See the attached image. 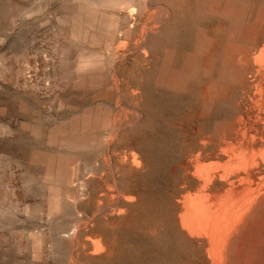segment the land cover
Masks as SVG:
<instances>
[{
    "label": "rangeland",
    "instance_id": "1",
    "mask_svg": "<svg viewBox=\"0 0 264 264\" xmlns=\"http://www.w3.org/2000/svg\"><path fill=\"white\" fill-rule=\"evenodd\" d=\"M262 57L264 0H0V264H264V197L226 239L180 218L251 175L264 195Z\"/></svg>",
    "mask_w": 264,
    "mask_h": 264
},
{
    "label": "bare ground",
    "instance_id": "2",
    "mask_svg": "<svg viewBox=\"0 0 264 264\" xmlns=\"http://www.w3.org/2000/svg\"><path fill=\"white\" fill-rule=\"evenodd\" d=\"M108 1H109V0H108ZM212 1H213V0H212ZM106 2H107V1H106ZM148 2H149V1H148ZM112 3H113V2H112ZM114 3H115V2H114ZM117 3H118V2H117ZM103 4H104V3H103ZM122 4H123V3H122ZM144 4H145V2H144ZM124 6H125V5H124ZM146 6H151V5H150V3H146ZM236 7H237V6H236ZM130 11H131V10H130ZM170 13H171V12H170ZM152 14H153V13H152ZM162 14H163V13H162ZM129 15H130V14H129ZM149 15L152 16L151 14H149ZM162 16H163V15H162ZM149 18H150V17H149ZM75 19H76V18H75ZM82 19H83V18H82ZM166 19H167V16H163V17L158 18V19L154 22V24H153V23L151 24V25H154V26L150 27L151 25H149L148 27H150V28H148V29H147V26L144 25V27L146 26V29H147L146 31H145V30H144L143 32L141 31L142 34H143V37H144V39H145L144 42H146V41L149 39L150 36L152 37V35L157 36L158 33L155 35L154 30L157 29L158 26H155V25L160 24L161 22L165 21ZM147 20H148V19H147ZM147 20H145V22H146ZM152 20H153V19H152ZM133 21H134V20H133ZM93 22H94V21H93ZM98 22H99V21H98ZM101 22H102V21H101ZM105 22H106V21H105ZM145 22H144V23H145ZM148 22H149V20H148L146 23H148ZM136 23H137V22H136ZM146 23H145V24H146ZM165 23H166V22H165ZM98 24H99V23H98ZM101 24H103V23H101ZM81 25H82V23H81ZM165 26H166V25H165ZM81 27H82V26H81ZM85 27H86V26H85ZM99 27H100V26H99ZM144 27H143V28H144ZM82 28H83V27H82ZM100 28H101V27H100ZM140 29H142V28H140ZM158 29H163V28H160V27H159ZM84 30H86V29H84ZM142 30H143V29H142ZM156 31H157V30H156ZM159 31H160V30H159ZM128 32H129V31H128ZM126 33H127V32H126ZM138 34H140V33L138 32ZM82 35H83V34H82ZM87 35H88V34H87ZM125 35H126V34H125ZM118 36H119V35H118ZM138 36H139V35H138ZM154 36H153V37H154ZM158 36H159V34H158ZM124 37H125V36H124ZM153 37H152V38H153ZM138 38H141V37H138ZM162 38H163V37H162ZM142 39H143V38H142ZM155 39H156V38H155ZM124 40H125V39H124ZM137 40H138V39H137ZM150 40H152V39H150ZM153 40H154V38H153ZM148 42H149V41H148ZM126 43H127V42H126ZM120 44L122 45V43H120ZM147 44H148L147 46H149V45H151V42H150V43H147ZM154 44H155V43H154ZM117 45H118V44H117ZM121 45H120V46H121ZM123 45H124V44H123ZM126 45H127V44H126ZM155 45H157V44H155ZM139 46H140V45H139ZM142 46H143V45H142ZM147 46H146V48H147ZM153 46H154V45H153ZM117 47H118V46H117ZM144 47H145V46H144ZM151 47H152V46H151ZM165 47H166V46H165ZM121 48H122V47H121ZM124 48H126V47H124ZM133 48H134V47H133ZM140 48H141V47H140ZM146 48H145V49H146ZM118 49H119V48H118ZM122 49H123V48H122ZM142 49H143V48H142ZM148 49H149V47H148ZM120 50H121V49H120ZM129 50H130V47H129ZM133 50H134V49H132L131 51L133 52ZM140 51H142V50H140ZM143 51H144V49H143ZM138 52H139V51H138ZM138 52H137V53H138ZM145 52H146V50H145ZM147 53H148V52H147ZM119 54H120V53H119ZM119 54H118V55H119ZM142 54H143V52H142ZM142 54H139V55L142 57ZM145 54H146V53H145ZM125 55H127V54H125ZM135 55H136V54H135ZM137 55H138V54H137ZM131 56H132V55H131ZM140 56L138 57V59H141ZM143 56L145 57L146 55H143ZM262 56H263V55H262ZM120 57H122V56H120ZM150 57H151V56H150ZM124 58H126V57H124ZM142 58H143V57H142ZM148 58H149V57H148ZM148 58H147V62H144V63L142 62L143 65H145L146 63H147V65H148ZM263 59H264V58L262 57L261 60L263 61ZM118 60H119V59H118ZM122 60H123V59H122ZM149 60H150V58H149ZM255 61L257 62V60H255ZM262 61H261V62H262ZM117 62H118V61H117ZM131 62H133V60H131ZM140 62H141V61H140ZM134 63H135V61H134ZM134 63H133V64H134ZM149 63H150V62H149ZM140 64H141V63H140ZM134 65H136V68H137L138 65H137L136 63H135ZM134 65H133V67H134ZM254 65H255V64H254ZM145 66H146V65H145ZM145 66H144V67H145ZM138 67H139V66H138ZM141 68H142V69H145V68H143L142 66H141ZM142 69H141V70H142ZM137 71H139L138 68H137ZM115 74H116V73H115ZM134 74H135V73H134ZM142 74H143V73H142ZM175 74H176V73H175ZM139 76H140V74H139ZM139 76H138V77H139ZM117 77H118V76H117ZM132 77H133V76H132ZM133 80H134V79H133ZM134 81H135V80H134ZM134 81H133V82H134ZM40 86H41V85H40ZM138 90H139V88H138ZM260 93H261V92H260ZM123 104H124V103H123ZM125 104H126V103H125ZM255 104H256V103H255ZM126 105L129 106L128 104H126ZM133 107H134V106H133ZM135 108H136V107H135ZM253 108H254V107H253ZM133 110H134V111H138L137 109H136V110L133 109ZM120 113H124V111H123V112L121 111ZM125 114H126V111H125ZM130 114H131V113H130ZM243 114H244V113H243ZM243 114H242V115H243ZM262 114H263V113H262ZM117 115H118V114H117ZM123 115H124V114H123ZM121 116H122V114H121ZM125 117H126V116H125ZM240 117H241V116H240ZM243 117H244V116H243ZM257 117H258V116H257ZM260 117H261V116H260ZM123 118H124V117H122V119H123ZM141 118H142V117H141ZM122 119H121V120H122ZM237 119H239V118H237ZM250 119H251V118H250ZM105 120H106V119H105ZM121 120H119V121H120L121 124H122V121H121ZM126 120H127V119H126ZM239 120H240V119H239ZM258 120H259V119H258ZM106 121H107V120H106ZM114 121L116 122V120H114ZM119 121H118V122H119ZM131 121H132V119H131ZM131 121H130V122H131ZM241 121H242V120H241ZM249 121H250V120H249ZM249 121H248V122H249ZM132 122H133V121H132ZM236 122L239 124L238 120H237ZM237 123H236V124H237ZM241 123H242V122H241ZM246 123H247V122H246ZM256 123H257V122H256ZM107 124H108V123H107ZM121 124L119 123L120 127H122ZM126 124H127V122H126ZM248 124H249V123H248ZM234 125H235V124H234ZM253 125H254V124H253ZM253 125H252V126H253ZM262 125H263V124H262ZM102 126H103V125H102ZM117 126H118V125H117ZM123 126H124V125H123ZM126 126H127V125H126ZM114 127H115V126H114ZM128 127H129V126H127V128H128ZM253 127H254V126H253ZM77 128H78V127H77ZM259 128H260V127H259ZM117 129H118V127H116V130H117ZM245 129H246V128H245ZM121 130H122V129H121ZM123 130H125V128H124ZM239 130H240V128H239ZM251 130H252V129H251ZM258 130H259V129H258ZM263 130H264V129H263ZM237 131H238V130H237ZM246 131H247V130H246ZM114 132H115V131H114ZM238 132H239V131H238ZM249 132H250V129H249ZM117 133H118V132H116V135H118ZM120 133H121V132H120ZM245 133H246V132H245ZM254 133H255L256 135H258V132H257L255 129H254ZM263 133H264V132H263ZM228 134H229V133H228ZM230 134H231V133H230ZM106 135H107V134H106ZM116 135H115V136H116ZM232 135H233V134H232ZM118 136H119V135H118ZM118 136H117V137H118ZM120 136L122 137L123 134L120 135ZM224 136H225V135H224ZM229 136H230V135H229ZM236 136H237V135H236ZM239 136H241V135H239ZM245 136H246V135H245ZM247 136H248V135H247ZM247 136H246V138H247ZM107 137H108V136H107ZM123 137H124V139L126 138L125 135H124ZM260 137H261V136H259V138H260ZM230 138H231V137H230ZM238 138H239V137H238ZM255 138H257V137H255V135H254V136H253V141H254ZM109 139H110V138H109ZM111 139H112V136H111ZM115 139H116V138H115ZM260 139H262V138H260ZM120 140H121V139H120ZM122 140H123V139H122ZM235 140H236V139H235ZM235 140H234V141H235ZM240 140H241V139H240ZM116 141H117V140H116ZM123 141H124V140H123ZM257 141H259V139H258ZM261 141L263 142V140H261ZM261 141H260V142H261ZM125 142H126V141H125ZM224 142H225V141H224ZM235 142H236V141H235ZM235 142H234V143H235ZM241 142H242V141H241ZM262 142H261L260 144H262ZM86 143L89 144L88 141H86ZM221 143H222V142H221ZM234 143H233V144H234ZM263 143H264V142H263ZM120 144H121V143H120ZM124 144H125V143H124ZM126 144H127V143H126ZM128 144H129V143H128ZM224 144H225V143H224ZM254 144H255V143H254ZM222 145H223V144H222ZM262 145H263V144H262ZM105 146H106V144H105ZM110 146H111V145H110ZM234 146H235V145H233V147H234ZM219 147H220V146H219ZM230 147H231V145H230ZM236 147H238V146H236ZM262 147H263V146H262ZM250 148H251V145H250ZM185 149H186V148H185ZM221 150L224 151V149H221ZM227 150H228V149H227ZM262 150H264V148H263ZM262 150H261V151H262ZM223 151H222V152H223ZM229 151H230V150H229ZM238 151H239V150H238ZM225 152H226V150L224 151V153H225ZM253 152H254V151L252 150V153H253ZM259 152H260V151H259ZM259 152H258V153H259ZM263 152H264V151H263ZM230 153L232 154V152H230ZM239 153H240V152H239ZM239 153H238V154H239ZM221 154H222V153H221ZM231 154H230V155H231ZM254 154H255V155H254L255 157H256V155H258L257 153H254ZM263 154H264V153H263ZM223 155H224V154H223ZM244 155H245V154H244ZM135 156H136V155H135ZM135 156H134V160H135ZM232 156H233V155H232ZM262 156H263V155L261 154V156H260L259 158L261 159V161H262L263 164H264V160L261 158ZM238 157H239V156H238ZM241 157H242V156H241ZM263 157H264V156H263ZM230 158H231V157H230ZM233 158H234V157H233ZM242 158H243V157H242ZM122 159H123V158H122ZM124 160H125V159H124ZM243 160H244V159H243ZM125 161H126L125 163H128L127 160H125ZM132 161H133V159H132ZM135 161H137V160H135ZM135 161L133 162L134 164H135ZM249 161H251V160H249ZM249 161H248V162H249ZM59 162H60V161H59ZM142 162H143V161H142ZM248 162H247V163H248ZM238 163H239V162H238ZM241 163H242V161H241ZM250 163H251V162H250ZM256 163H257V161H256ZM63 164H64V163H63ZM63 164H62V165H63ZM66 164H67V163H66ZM244 164H245V163H244ZM244 164H241V165H243L242 167H241V165L238 166V167H237V170H238L239 168H242V169H243V168L245 167V165H246V164H245V165H244ZM252 164L254 165V167H256V164L254 163V161H253V163H251V165H249V166H252ZM59 165H61V164H59ZM117 165H118V164H117ZM227 165H228V164H227ZM227 165H226V166H227ZM257 165H258V163H257ZM65 166H66V165H65ZM67 166H68V164H67ZM67 166H66V167H67ZM118 166H119V165H118ZM137 166H138V165H137ZM233 166H234V165H233ZM121 167H122V166H121ZM121 167H120L119 169H122ZM124 167H125V166H124ZM124 167H123V168H124ZM129 167H130V166H129ZM129 167H127V168H129ZM246 167H247V166H246ZM246 167H245L244 169H246ZM61 168H62V166H61ZM234 168H235V167H234ZM249 168H250V167H249ZM249 168H248V169H249ZM125 169H126V167H125ZM223 169H225V168H223ZM244 169H243V170H244ZM63 170H64V169H63ZM63 170H62V171H63ZM66 170H67V169H66ZM123 170H124V169H123ZM128 170L130 171L131 168H129ZM128 170H127V172H128ZM139 170H140V169H139ZM139 170H137V171H139ZM226 170H228V168H227ZM60 171H61V169H60ZM62 171H61V172H62ZM67 171H68V170H67ZM112 171H113V169H112ZM121 171H122V170H121ZM132 171H133V170H131V172H130V173L128 172V173H129V174H132ZM204 171H205V170H204ZM230 171H231V169H230ZM235 171H236V170H235ZM239 171H240V169H239ZM113 172H114V171H113ZM113 172H111V173H113ZM122 172H123V171H122ZM224 172H225V171L223 170V173H224ZM227 172H228V171H227ZM232 172H233V169H232ZM236 172H237V171H236ZM243 172H244V171H243ZM119 173H120V176L122 177L121 172H119V171H118V174L116 173L117 176L119 175ZM125 173H126V172H125ZM133 173H137V172H133ZM244 173H245V172H244ZM247 173H248V172H247ZM122 174H124V173H122ZM129 174L126 173V175H129ZM226 174H227V173H226ZM53 175H54V174H53ZM132 175H133V174H132ZM199 175H200V174H199ZM199 175H198V177H199ZM204 175H205V174H204ZM112 176H113V175H112ZM120 176H119V177H120ZM225 176H226V175H225ZM130 177H131V176H130ZM200 177H201V175H200ZM55 178H56V177H55ZM106 178H107V177H106ZM115 178H117V177H115ZM128 178H129V177H128ZM128 178H127V179H128ZM134 178H135V177H134ZM201 178H202V177H201ZM201 178L198 179V180H201ZM111 179H112V178H111ZM111 179H110V180H111ZM125 179H126V178H123V177H122V180H121V178H119L118 180H119L120 183H121V181H123V180H125ZM127 179H126V180H127ZM131 179H132V178H131ZM131 179H130V181H131ZM247 179H248V178H247ZM263 179H264V178H263ZM56 180H59V179H56ZM60 180L63 181V179H60ZM60 180H59V181H60ZM106 180H107V179H106ZM110 180H109V181H110ZM112 180H113V179H112ZM128 180H129V179H128ZM232 180H233V179H232ZM236 180H238V179H236ZM236 180H235V181H236ZM258 180H259V179H258ZM62 181H61V182H62ZM109 181H108V182H109ZM119 181H118V182H119ZM130 181H128V184H126V183H127V181H126V183H125L126 186L129 185V182H130ZM233 181H234V180H233ZM233 181H231V182L233 183ZM56 182H57V181H56ZM221 182H222V181H221ZM231 182H230V183H231ZM237 182H240V181H237ZM242 182H243V180H242ZM58 183H60V182H58ZM111 183L113 184V182H111ZM114 183H116V182H114ZM224 183H225V181H224ZM227 183H228V182H227ZM232 183H231V184L228 183V184H229V185H232ZM260 183H262V182H260ZM62 184H63V183H62ZM107 184H108V185H107ZM107 184H106L107 187L110 186V185H112V184H109V183H107ZM133 184H134V183H133ZM203 184H204V185L206 184L205 181H204ZM221 184H222V183H221ZM228 184H226V185H228ZM243 184H244V183H243ZM120 185H121V184H120ZM123 185H124V184H123ZM123 185H122V188H123ZM131 185H132V184H131ZM229 185H228V186H229ZM236 185H237V184H236ZM240 185H242L241 182H240ZM244 185H245V184H244ZM62 186H63V185H62ZM117 186H118V185H117ZM134 186H135V185H134ZM222 186H223V184H222ZM232 186L234 187V185H232ZM259 186H260V185H259ZM113 187H114V186H113ZM220 187H221V186H220ZM229 187H231V186H229ZM233 187H231V191L228 192V195L226 194V199H225L226 202H223L225 196L222 195V196H224V198L222 199V196L219 195V197H221V200L219 201V200H218L219 198H218L216 202L214 201V202L210 203V204H211L210 206L204 205V202H203L204 200H203L201 206H200L199 203H197V204H198V207H196L197 205L194 206L193 204L196 203L197 201L193 202L194 199H191V197H190L189 199L193 200V201H191V203L193 202L192 205H193L194 208L192 207V205H190L191 207H189L188 203H190V202H188L189 199H188V196H186L185 198L188 199V200L186 201V199H185V201H186L187 203H186L185 201H183V202H185V204H187V206H186V205H185V206L183 205V206H184V212H183V213H184V216H183V215H180L181 221H182V219H183V221H182L183 223H181V224H182V227H184V228H182V230H183V229H185V231L187 230V232L190 234V236H191V235H192V236H193V235H196V236L198 235L199 237H202V236H200V233H199V232L202 231L203 233H205L204 230H206V227H207V225H208L209 222H210L211 224H213V225L216 227L215 229L217 230V232H215V234L218 233L219 236H221L222 238H223V237L225 238L226 235H227V233H228V230H227V233H224V231L226 230V228H228V225H227V224L225 225V223H226L228 220H227L226 222H225V220H224V217H225V216H226V217L229 216V215L227 216V214H226L227 212H228V214H231V213H229V211H230V212L234 211L235 214H236V218L240 219V222H241V223H242L241 220L246 219L247 217L249 218V215H250V214L253 212V210L256 208L258 202L264 197V195H261L260 197H258V196L256 195V194L258 193V192H257V190H258V189H257V188H258V182H255V178H254V176L251 175V176H249V182L247 183L246 188L244 189V188L242 187V189H244V190L237 189V190H234V191H233ZM235 187H236V186H235ZM235 187H234V188H235ZM244 187H245V186H244ZM110 188H111V187H110ZM114 188H115V187H114ZM217 188H218V187H217ZM221 188H222V187H221ZM108 189H109V187L107 188V190H108ZM118 189L120 190V187H118ZM128 189H129V188H127V190H128ZM102 190H105V188L102 189ZM102 190H101V191H102ZM107 190H106V191H103V193H104V192H107ZM216 190H218V189H216ZM228 190H230V188H228ZM110 191H111V190H110ZM116 191H117V190H116ZM122 191H123V190H121L120 192H122ZM81 192H82V191H81ZM111 192H113V191H111ZM108 193H109V190H108ZM122 193H123V192H122ZM122 193H120L119 197L121 196ZM101 194H102V193H101ZM111 194H112V193H110V196H111ZM115 194H117V193L115 192ZM115 194H114V195H115ZM118 194H119V193H118ZM123 194H124V193H123ZM123 194H122V198H123ZM222 194H223V193H222ZM86 195H87V194H86ZM103 195L105 196V194H103ZM103 195H102V196H103ZM126 195H127V193H126ZM126 195H125V196H126ZM128 195H129V194H128ZM81 196H82V195H81ZM99 196H100V195H99ZM104 196L101 197V199L104 198ZM106 196H107V198L105 197V198H106L105 200H107V199L109 200V198H110L109 195H106ZM116 196H117V195H116ZM227 196H228V198H227ZM108 197H109V198H108ZM126 197H127V196H126ZM129 197H130V198H126V199H127V200H128V199H129V200L131 199V201L135 200L134 195H133L132 197H131V196H129ZM196 197H197V196H196ZM71 198H73V197H71ZM113 198H114V197H113ZM113 198H112V196H111L110 200L113 199ZM132 198H133V199H132ZM77 199H78V198H77ZM115 200H116V201H119L118 199H115ZM124 200H125V197H124ZM195 200H196V199H195ZM205 200H206V199H205ZM222 200H223V201H222ZM228 200H230L229 203L227 202ZM73 201H74V199H73ZM120 201H121V200H120ZM125 201H126V200H125ZM125 201H124V202H125ZM58 202H59V201H58ZM122 202H123V201H122ZM102 203H103V202H101V203H99V204L101 205ZM104 203H106V202H104ZM118 203H119V202H118ZM108 204H109V203H107V205H108ZM127 204H128V203H126L125 205H127ZM129 204H130V203H129ZM129 204H128V205H129ZM52 205H54V204H52ZM102 205H103V204H102ZM105 205H106V204H105ZM123 205H124V203H123ZM125 205H124V206H125ZM181 205H182V204H181ZM73 206H74V205H73ZM111 206H112V205H111ZM133 206H134V205H133ZM97 207H99V206H97ZM97 207H96V208H97ZM107 207H108V206H107ZM121 207H123V206H121ZM121 207H120V208H121ZM130 207H131V206H130ZM181 207H182V206H181ZM195 207H196V209H195ZM80 208H81V207H80ZM96 208H94V209H96ZM115 208H116V207H115ZM128 208H129V207H128ZM103 209H106V206H103ZM103 209H102V210H103ZM112 209H113V208H112ZM77 210H78V209H77ZM102 210H101V211H102ZM117 210H118V209H117ZM50 211H52V210H50ZM75 211H76V210H75ZM92 211H93V210H92ZM110 211H111V210H110ZM115 211H116V210H115ZM118 211H119V210H118ZM176 211H177V210H176ZM179 211L181 212V210H179ZM102 212H103V211H102ZM122 212H123V211H122ZM120 213H121V212H120ZM124 213H125V212H124ZM76 214H77V211H76ZM104 214H105V213H104ZM109 214H110V213H109ZM113 214H114V212H113ZM116 214H118V213H116ZM175 214H176V213H175ZM181 214H182V213H181ZM253 214H254V213H253ZM96 215L98 216V214H96ZM96 215H95L94 217H96ZM118 215H119V214H118ZM115 216H116V215H115ZM181 216H182V217H181ZM77 217H78V215H77ZM90 217H91V216H90ZM90 217H89V218H90ZM94 217H93V219H95ZM98 217H99V216H98ZM105 218H106V217H105ZM105 218H104V219H105ZM111 218H112V216H111ZM117 218H118V217H117ZM178 218H179V217H178ZM230 218H231V217H230ZM230 218H228V219L230 220ZM97 219H98V218H96L95 220H97ZM106 219H107V218H106ZM114 219H115V217H114ZM231 219H232V218H231ZM234 219H235V218H234ZM258 219H259V218H258ZM91 220H92V218H91ZM100 220H103V218L100 219ZM109 220H110V219H109ZM123 221H124V220H123ZM261 221H262V220H261ZM89 222H90V220H89ZM91 222H92V221H91ZM116 222H117V221H116ZM116 222H115V223H116ZM259 222H260V221H259ZM77 223H78V222H77ZM96 223H97V227H98V225H101L102 221H101V223H100V222L98 223V222L96 221ZM108 223H109V222H108ZM108 223H102V224H108ZM110 223H112V222H110ZM179 223H180V222H179ZM227 223H228V222H227ZM232 223H233V222H232ZM244 223H245V222H243V224H244ZM93 224H94V223H93ZM121 224H122V223H121ZM211 224H210V225H211ZM239 224H240V223H239ZM239 224H237V225H239ZM260 224H261V223H260ZM76 225H77V224L75 223V226H76ZM94 225H95V224H94ZM118 225H120V224H118ZM237 225H236V227H237ZM240 225H242V224H240ZM240 225H239V226H240ZM82 226H83V225H81V227H82ZM214 226H213V228H214ZM239 226H238V228L241 229ZM256 226H257V224H256ZM79 227H80V226H79ZM81 227H80V228H81ZM90 227H92L91 224H90ZM103 227H106V225L103 226ZM179 227H181V226H179ZM210 227H211V226H210ZM234 227H235V225H234ZM236 227H235V228H236ZM72 228L74 229V225H73ZM76 228H77V227H76ZM84 228H85V227H84ZM95 228H96V227H95ZM99 228H101V227H99ZM118 228H119V227H117V229H118ZM229 228H230V227H229ZM235 228H234L235 232H233L234 234L236 233V230L238 229V228H236V229H235ZM107 229H109V228H107ZM110 229H111V227H110ZM112 229H113V228H112ZM120 229H121V228H120ZM71 230H72V229H71ZM71 230H70V231H71ZM75 230H76V229H75ZM75 230H74V231H75ZM82 230H83V229H82ZM84 230H86V229H84ZM91 230H92V229H91ZM97 230H98V229H97ZM182 230H181V231H182ZM70 231H69V233L71 234V232H72L73 230H72L71 232H70ZM80 231H81V230H80ZM80 231H79V232H80ZM100 231H101V230L99 229V231H97V234H98ZM206 231H207V230H206ZM77 232H78V231H77ZM79 232H78V233H79ZM93 232H94V229H93ZM101 232H102V231H101ZM207 232H208V231H207ZM210 232H211V230L209 231V233H206V234H204V235L209 234V238H210V240H211V239H213L214 237H213V238L210 237ZM237 232H238V231H237ZM239 232H240V231H239ZM66 233H67V232H66ZM78 233H77V234H78ZM102 233H104V232H102ZM185 233H186V232H185ZM211 233H212V232H211ZM62 234H63V233H62ZM70 234H67V235H68L67 239L73 237L72 234H71L72 237H70V236H69ZM73 234H74V232H73ZM109 234H110V233H109ZM215 234H214V232H213V235H214V236H215ZM218 234H217V235H218ZM229 234H230V233H229ZM63 235L65 236V234H63ZM74 235H75V234H74ZM78 235H79V234H78ZM78 235H77V236H78ZM85 235H86V234H85ZM100 235H101V234H100ZM105 235H106V234H104V235L102 234L101 236H104V237H105ZM107 235H108V234H107ZM112 235H113V234H112ZM185 235H186V234H185ZM217 235H216V236H217ZM64 236H63V237H64ZM81 236H82V235H81ZM98 236H99V235H98ZM101 236H100V237H101ZM108 236H109V235H108ZM115 236H116V235H115ZM182 236H184V235H182ZM188 236H189V235H188ZM198 236H197V237H198ZM211 236H212V234H211ZM231 236H232V235H231ZM231 236H230V237H231ZM93 237H94V236H93ZM106 237H107V236H106ZM230 237H229V239H230ZM232 237H233V236H232ZM74 238H75V237H74ZM77 238H78V237H77ZM108 238H110V237H108ZM188 238H189V237H188ZM209 238H208V241H209ZM217 238H218V236H217ZM111 239H112V238H111ZM225 239H226V238H225ZM87 240H88V241H91L92 239H91V240H90V239H87ZM97 240H98V239H97ZM101 240H104V238H103V239L101 238ZM95 241H96V240H95ZM213 241H214V240H213ZM218 241H219V240H218ZM224 241H225V240H224ZM75 242H76V241H75ZM85 242L88 243L86 240H85ZM97 242H98V244H101L103 241H102V242H99V240H98ZM104 242H105V241H104ZM104 242H103V243H104ZM106 242H108V241H106ZM219 242H220V241H219ZM228 242H229V241H228ZM228 242H227V243H228ZM79 243H81V242H79ZM79 243H78L77 245H79ZM86 243H84V244H86ZM93 243H94V244H93ZM93 243H92V245H91V243H90V246H94V245H95V246L97 247L96 249H95L94 247H92V249L94 248V251H96L97 249H100V248H99L100 246H97V245H98L97 243H95L94 241H93ZM103 243H102V244H103ZM109 243H110V239H109ZM191 243H192V242H191ZM84 244H83V248H84ZM106 244H107V243H106ZM111 244H112V243H111ZM196 244H197V243H196ZM196 244H195V245H196ZM198 244H199V243H198ZM201 244H202V243H201ZM209 244L212 245V242L209 243ZM214 244H218V245H216V246L214 245V247H212V248L210 247V248L213 249V251H215L219 256H221V258H224L227 252L225 251V249L222 248V246H220L221 244L223 245V242L220 243V245H219V243L215 240ZM75 245H76V244H75ZM104 245H105V244H104ZM90 246L88 245V247H90ZM108 246H109V245H108ZM223 246H225V245H223ZM74 247H75V246H74ZM76 247H77V246H76ZM111 247H112V245H111ZM208 247H209V245H208ZM208 247H207V248H208ZM83 248H82V250H84ZM112 248H113V247H112ZM198 248H199V247H198ZM225 248H226V247H225ZM78 249H79V247H78ZM78 249L76 248L77 251H79ZM85 249H86V248H85ZM226 249H227V248H226ZM101 250L103 251V249H102V245H101ZM208 250H209V248H208ZM72 251H73V250H72ZM84 251H85V250H84ZM94 251H93V252H92V251H88V252H90L91 255H92V254H93V255L95 254V255H94V257H95V258H94V261H95V259L97 258V256H96L97 252H98V254H99V252H102V251H99V250H98V251L95 252V253H94ZM192 251H193V250H192ZM85 252H86V251H85ZM91 252H92V253H91ZM211 252H212V251H211ZM76 253H77V252H76ZM216 253H215V254H216ZM80 254H81V252H80ZM208 254H210V253L208 252ZM215 254H214V257L216 256ZM115 255H116V254H115ZM103 256H104V255H103ZM209 256L211 257V255H208V258H210ZM80 257H81V256H80ZM82 257H83V256H82ZM87 257H90V256H87ZM92 257H93V256H92ZM92 257H91V259H93ZM76 258H77V257H76ZM78 258H79V257H78ZM98 258L100 259L101 257H98ZM98 258H97V259H98ZM103 258H104V257H103ZM103 258H102V259H103ZM111 258H112V257H111ZM219 258H220V257H219ZM221 258H220V259H221ZM225 258H226V257H225ZM225 258H224V259H225ZM84 259H85V258H84ZM91 259H90L89 262L92 261ZM97 259H96V260H97ZM214 259H216V257H215ZM76 260H77V259H76ZM81 260H82V259H80V261H81ZM85 260H86V259H85ZM105 260H106V258H105ZM107 260H109V258H108ZM218 260H219V259H218ZM221 260H222V259H221ZM87 261H88V259H87ZM211 261H212V260H211ZM81 262H82V261H81ZM215 263H216V262L214 261V264H215ZM218 263H220V261H219ZM218 263H217V264H218ZM73 264H74V263H73ZM76 264H77V263H76ZM78 264H79V263H78ZM82 264H84V263L82 262ZM125 264H126V263H125ZM211 264H212V263H211Z\"/></svg>",
    "mask_w": 264,
    "mask_h": 264
}]
</instances>
